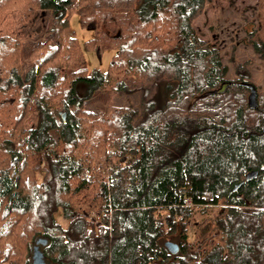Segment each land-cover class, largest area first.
<instances>
[{"label":"trees","instance_id":"1","mask_svg":"<svg viewBox=\"0 0 264 264\" xmlns=\"http://www.w3.org/2000/svg\"><path fill=\"white\" fill-rule=\"evenodd\" d=\"M207 3L0 0V264L39 237L47 264H264V89L198 35Z\"/></svg>","mask_w":264,"mask_h":264},{"label":"rangeland","instance_id":"2","mask_svg":"<svg viewBox=\"0 0 264 264\" xmlns=\"http://www.w3.org/2000/svg\"><path fill=\"white\" fill-rule=\"evenodd\" d=\"M68 25L70 31L76 35L82 45L88 69L90 71L94 69L107 70L116 51L107 50L99 56L97 51L87 44V41L95 36V31L92 28L83 27L76 13H72ZM194 26L201 38L221 49L224 62L229 67L228 73L234 74L233 64L230 60L233 53L238 61L244 62L250 59V69L253 72L254 81L260 82V88L264 89V60L259 58V54L255 51L254 44L250 40L252 32H256L257 37L264 39V0H224L222 2L208 0L205 12L195 20ZM85 90L86 88H83L80 94L83 95ZM126 98L128 96L124 95L117 101L127 104ZM102 100V98L98 100L94 97L86 103V106L96 109L103 105ZM138 101L137 95L131 96V100H129L136 107L139 106ZM37 120L38 114L35 112L26 120V126L35 127ZM58 218L62 220L64 226H67V221L63 220L60 214H58ZM194 235L191 232V238L195 237Z\"/></svg>","mask_w":264,"mask_h":264},{"label":"water","instance_id":"3","mask_svg":"<svg viewBox=\"0 0 264 264\" xmlns=\"http://www.w3.org/2000/svg\"><path fill=\"white\" fill-rule=\"evenodd\" d=\"M255 97H256V92L253 90L251 94V102L253 104V107L256 106L255 103ZM63 118L66 119V112H63ZM257 175V172H252L247 174V179H252ZM238 186H236L234 189L237 190ZM48 243V239L46 237H39L34 246H33V254H32V264H47L45 258H44V253L41 250V245H45ZM166 246L170 249L171 252L176 253L179 250V246L172 242L168 241L166 242Z\"/></svg>","mask_w":264,"mask_h":264}]
</instances>
